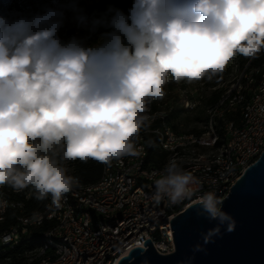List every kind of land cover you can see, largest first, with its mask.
Segmentation results:
<instances>
[{"label":"clouds","instance_id":"9594fccd","mask_svg":"<svg viewBox=\"0 0 264 264\" xmlns=\"http://www.w3.org/2000/svg\"><path fill=\"white\" fill-rule=\"evenodd\" d=\"M53 2L43 14L0 16V185L31 187L57 208L78 183L61 161L137 155L143 114L164 98L169 77L211 80L237 54L264 50V0H134L128 16L110 7V20L91 21L93 30L114 29L93 47L60 40L67 12L88 21L75 0ZM154 175L157 201L171 205L189 199L196 183L175 161ZM222 205L214 192L197 201L198 214L217 222L205 243L220 226L235 228Z\"/></svg>","mask_w":264,"mask_h":264},{"label":"bare ground","instance_id":"6f19581e","mask_svg":"<svg viewBox=\"0 0 264 264\" xmlns=\"http://www.w3.org/2000/svg\"><path fill=\"white\" fill-rule=\"evenodd\" d=\"M4 14L0 6V16ZM200 89L189 91L188 97L182 99L183 108L187 109L185 103H191V109L200 104ZM217 92L213 101H208L211 93L205 102L206 123L199 132L173 129L169 120L171 105L155 102L153 108L149 103L146 112L150 119H144L145 127L134 138L137 155L110 164L102 162L100 178L91 184L78 180L58 208L49 195L42 209L28 212L23 199L30 196L29 188L16 192L8 185H0V202H6V206H0V232L10 231L15 222L28 224L26 238L32 229L40 231L39 241L23 248L28 251L4 257L0 264H79L80 251L91 253L95 244L85 264H108L121 250L129 251L130 245H139L142 231L149 239L164 235V227L152 226L167 222V210L159 209L165 205V199L157 201L156 190H151L145 214L134 215L130 213L133 191L124 192V188L139 187L141 196H149L158 178L154 174L161 172L169 161H175L196 181L200 180L203 189L224 190V194H218L222 200L234 180L264 150V50L255 58L243 61L231 80ZM146 132L155 133L159 148L167 152L166 160L159 166L147 159ZM56 157L60 156L56 154ZM70 161L61 163L70 170ZM108 183L109 189L98 190ZM110 193H115L114 205L108 197ZM183 209L179 208V212ZM65 210L71 213L65 214ZM10 211H15V220L8 225ZM74 221H78V226L71 225ZM46 223L49 225L44 229ZM122 230L124 233L119 234ZM172 251L166 250L165 254Z\"/></svg>","mask_w":264,"mask_h":264},{"label":"water","instance_id":"95a60500","mask_svg":"<svg viewBox=\"0 0 264 264\" xmlns=\"http://www.w3.org/2000/svg\"><path fill=\"white\" fill-rule=\"evenodd\" d=\"M222 201L223 210L235 220L233 231L220 226V234L205 243L204 235L217 222L199 215L196 201L169 220L172 252L159 253L147 238L145 249L131 248L118 264H264V150L246 166Z\"/></svg>","mask_w":264,"mask_h":264},{"label":"trees","instance_id":"16d2710c","mask_svg":"<svg viewBox=\"0 0 264 264\" xmlns=\"http://www.w3.org/2000/svg\"><path fill=\"white\" fill-rule=\"evenodd\" d=\"M42 1L43 3L47 2V0H42ZM15 2L16 0H0V6L2 7L3 11L6 13L7 10L10 9L11 5ZM78 3H79L78 9L81 11L96 10L94 19H100L103 17L110 20L112 16H114L115 14L114 12L109 11L110 7L114 9H119L124 13L125 16H128L130 14L129 9L132 8L134 0H79ZM44 10L45 7L37 11L36 14L37 13L43 14ZM27 17H31V16L28 15ZM74 19H75L74 13L67 12L63 26L58 30L57 35L59 36L60 40L64 43H67L73 37H75L77 40L80 41V39L76 37V35L74 34L75 28L71 27ZM91 21H90V26L92 27ZM129 23H131V21H129ZM111 31H114V29L112 27H106V26H97L95 27L94 30L92 28L93 35L90 38L89 45L87 47H93L97 43H101L102 42L101 36L104 33ZM237 57L240 65L243 64V61H245L248 58L240 54H237ZM169 83L171 85L173 84L171 77H169ZM217 93H218L217 91H214L211 94V97H209L208 101H213L218 96ZM152 106L153 108H155L156 106L155 102L152 103ZM172 106L174 105L172 104ZM176 117H177V113L173 112L172 114V110H171V115L169 119L171 126L173 127V129L179 130L177 124L173 122V118L175 119ZM144 127L145 126L143 125L142 128ZM187 132H195V131H187ZM144 143L147 148V159L153 165L159 166L166 160L167 152L159 148L157 135L155 133L153 132L144 133ZM56 154L58 156H61L62 152L58 149L56 151ZM101 172H102V162L91 158L88 159L87 161H81L79 159L71 160L70 170H68L69 175L76 176L80 181V183L83 184L95 183L100 178ZM29 189H30V197L26 202V211L30 212L33 210L42 209L47 198L44 200H37L35 198L34 190L31 187H29ZM14 220H15V214H13V212L10 211L8 215V225L11 224ZM48 225L49 224L46 223L44 225V229H46ZM39 237H40V231L36 229H32L29 234V237L26 238V241L21 242V244L18 246V249H23L24 247L27 246H33L35 243L39 241Z\"/></svg>","mask_w":264,"mask_h":264},{"label":"rangeland","instance_id":"374dc122","mask_svg":"<svg viewBox=\"0 0 264 264\" xmlns=\"http://www.w3.org/2000/svg\"><path fill=\"white\" fill-rule=\"evenodd\" d=\"M78 1L79 0H75L77 6L79 5ZM59 2L63 3L65 2V0H59ZM55 6L56 4H54L53 0H47L46 3H43L42 0H16V2L11 5L10 9L7 10L4 15L9 17H16L19 15L33 16L37 11L41 10L44 7L46 8ZM95 12L96 10H83L82 14L86 17L88 23L85 25H81L76 19H74L71 26L75 28L74 34L80 39L85 47L89 45V40L93 35L90 21L94 19ZM239 65L240 63L236 55L227 62L224 70L214 76L211 80H208L207 78L193 82H175L172 80V85L168 83L165 86L166 95L164 96V98L162 100H153L150 102V104L153 102H159L161 103V105L163 104V106L165 104L172 106L173 104L174 106H172V114L173 112L177 113V117L175 119L173 118V122L177 124L179 128L178 131H201L205 127L206 123L204 106L205 102L208 99V96L222 87L224 83H228L234 76ZM201 83H203L202 86ZM194 88H201L200 95L202 96V98L200 99V104L193 109H185L181 105L182 99L184 97H188L187 95H189V91ZM143 115L145 121H149L150 118L147 115V112H145Z\"/></svg>","mask_w":264,"mask_h":264},{"label":"built area","instance_id":"2783aa9c","mask_svg":"<svg viewBox=\"0 0 264 264\" xmlns=\"http://www.w3.org/2000/svg\"><path fill=\"white\" fill-rule=\"evenodd\" d=\"M192 93L190 92V95ZM187 104V109H191L192 105L191 103H185ZM238 142H235V145ZM145 151H147V148H145ZM134 178H137L136 176ZM236 180H234L235 182ZM101 189H109V183L106 186H101L98 188V190ZM191 189V195L189 199L184 200L182 203L177 205H171L167 199H165V205L160 206L159 209H166L167 210V222L164 224H161L159 226H152V228L157 227H164V235H159L157 239H149L153 245V247L159 252L165 254L166 250H174V241L170 226V219L179 212V208H185L190 203L196 202L201 198L205 193L207 192H214L216 196L218 197V194H224V190L221 191H214V189H203V187H200V180H197L196 183L192 184L190 186ZM151 190H156L155 188H150V195L149 196H141L139 194V187L137 190H130L129 188H124L125 191H133V204H132V212L134 215H144L145 214V208L147 204L150 202L151 198ZM30 196H26L25 199H23L24 208H26V202L29 199ZM111 198V205L115 204V193H110ZM70 211L65 210V214H70ZM13 214H15V211H13ZM122 222V221H121ZM71 225H77L78 221H74V223H71ZM124 233V230L120 231L119 234ZM28 234V224H20V222L14 223V228H12L8 232H0V261H2V258L4 257H11V255L14 254H21L22 252L28 251V249H18V242L19 241H26V235ZM81 235H85V232H81ZM100 237V233H99ZM147 239L144 236V233L142 231V239H140L139 245H130L129 248L132 247H142L146 248V245L144 246V241ZM74 242V241H73ZM96 244L93 246L95 248ZM91 253H84L80 251V263L79 264H85V260H89V257L92 254ZM128 252V250H121L120 254L114 255L108 264H118L119 259Z\"/></svg>","mask_w":264,"mask_h":264}]
</instances>
